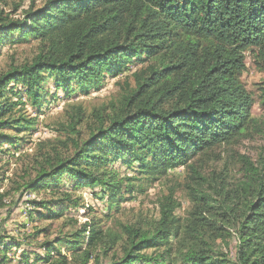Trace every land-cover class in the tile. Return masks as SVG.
Returning <instances> with one entry per match:
<instances>
[{
  "label": "trees",
  "instance_id": "1",
  "mask_svg": "<svg viewBox=\"0 0 264 264\" xmlns=\"http://www.w3.org/2000/svg\"><path fill=\"white\" fill-rule=\"evenodd\" d=\"M18 10V5L14 14L0 8V53L6 45L35 42L34 55L0 73L2 132L28 134L36 126L35 118L15 114L22 103L14 101L18 94L11 84L21 85L41 112L50 81L68 95H89L136 62L140 68L117 101L95 111L97 122L86 139L78 127L88 121L78 108L67 127L71 137L62 142L67 154L55 147L41 154L36 176L16 191L60 187L66 176L73 192L100 188L112 211L138 191L135 181L164 180L178 167L191 181L185 218L178 216L181 204L171 191L159 201V219L122 224L114 233L92 218L60 243H47L40 260L264 264V156L254 163L247 157L235 161L241 164L239 179L231 177L230 163L203 174L207 159H220L218 151L264 133V119L252 115L255 101L242 80L245 53L257 48L264 57V0H41L22 17H15ZM0 143L17 141L0 134ZM115 163L138 166V177H121ZM71 192L63 191L58 200L78 208L81 198ZM7 196L0 193V210ZM31 204V211L42 207L57 217L46 203ZM59 244L75 256L54 257ZM0 264L8 259L0 258Z\"/></svg>",
  "mask_w": 264,
  "mask_h": 264
},
{
  "label": "rangeland",
  "instance_id": "2",
  "mask_svg": "<svg viewBox=\"0 0 264 264\" xmlns=\"http://www.w3.org/2000/svg\"><path fill=\"white\" fill-rule=\"evenodd\" d=\"M32 4L39 7L41 0H0V8L6 13L14 14V8L19 6L15 17H22L25 10ZM34 46L35 42L6 45L0 53V73L8 71L14 63L20 64L30 60L34 55ZM245 56L246 72L242 80L255 101L252 115L261 120L264 119L262 105L264 57L259 55L257 48L247 51ZM139 68L140 64L136 62L130 68L131 71L116 78H108L99 91H92L89 95L81 93L68 95L63 90L56 89L50 81L41 112L31 106L30 99L21 85L11 84L10 88L18 94L13 96L14 101L22 103L17 107L22 112L17 111L15 114L24 112L27 116L35 118L36 126L28 134H18L9 130L0 131V134L14 137L17 141L15 145L0 143V193H8L5 206L0 210V244L2 245L0 258L6 257L8 264H44V261L40 259L46 255L45 245L47 243L54 241L57 244L60 243L58 240H65L66 235L74 233L80 225L92 218L97 219L104 230L109 228L114 233L120 231L122 224L143 223L146 225L148 222L159 219V201L171 191L175 193V198L181 204L177 212L178 216L181 218L187 216L191 204L188 196L189 190L186 186L191 181L184 167L169 171L168 178L151 184L147 181L133 182L139 188L138 191L127 195L126 201L121 204L120 208L116 206L112 211H110L108 197L101 195L100 188H84L73 192V182L66 176L63 177V184L60 187L46 186L39 191L24 194L22 191H16L25 179L36 176V160L41 157V154L51 152L54 147L67 154L62 142L68 143V138L71 137L67 127L70 117L77 114V109L81 108V112L88 121L78 127L83 139H86L90 127L97 122L94 116L95 111L106 108V106L108 109L110 103L117 101L122 89L134 84L132 74ZM10 96L12 97V94ZM217 154L220 157L219 160L215 158L206 160L207 164L203 174H208L214 169L222 171L225 165L230 163V166L232 165L231 177L233 180L239 179L242 173L241 164L235 161H240V157H247L254 163L264 156V133L254 134L252 139L241 142L234 150L223 149ZM112 168L121 177H138V166L130 168L122 163H115ZM141 189L142 192H140ZM63 191H72L75 199L80 197V206L70 207L67 201L58 200ZM34 201L49 205L57 212V217L50 218L48 211L42 207L31 211L33 209L31 203ZM39 213L46 217L39 219ZM234 246L235 242L229 249L233 257ZM4 247L7 249L4 250ZM58 249V252L53 253L54 257L61 254L71 260L76 254L64 244H59Z\"/></svg>",
  "mask_w": 264,
  "mask_h": 264
}]
</instances>
